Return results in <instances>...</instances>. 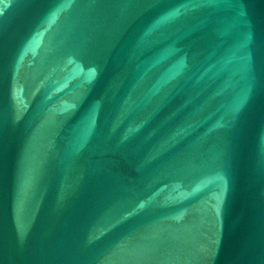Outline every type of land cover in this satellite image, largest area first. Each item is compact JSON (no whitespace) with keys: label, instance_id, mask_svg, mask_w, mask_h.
<instances>
[{"label":"water","instance_id":"1","mask_svg":"<svg viewBox=\"0 0 264 264\" xmlns=\"http://www.w3.org/2000/svg\"><path fill=\"white\" fill-rule=\"evenodd\" d=\"M0 264H264V0H0Z\"/></svg>","mask_w":264,"mask_h":264}]
</instances>
